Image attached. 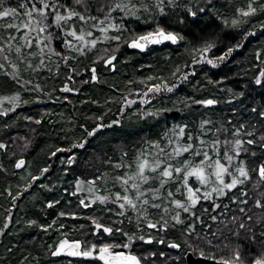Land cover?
<instances>
[{"label":"snow or ice","instance_id":"6c2138e0","mask_svg":"<svg viewBox=\"0 0 264 264\" xmlns=\"http://www.w3.org/2000/svg\"><path fill=\"white\" fill-rule=\"evenodd\" d=\"M178 8L183 9L184 15L176 13ZM208 13L219 20L221 32L233 30L240 39L228 45L220 55L213 52L220 40V35L215 33L199 46L186 49L193 66L207 63L217 67L236 49L244 47L243 41L255 35L245 25L255 27L252 18L264 16V0H243L234 6L230 15L218 9L214 0H205L203 5L181 4L179 0H16L15 6L9 4L8 0H0V57L4 61L0 62V69L10 68L11 71L5 74L10 75L24 91L37 93L35 100L41 99L40 94L52 99V92H45V84L34 83L30 78L31 74L38 77L45 70L51 73L52 57L62 59L71 69L67 81L73 83L76 82L75 75L79 73L69 61L78 60L79 57L89 59L90 65L86 66L85 71L89 72L90 80L80 83L97 82L99 75L96 65L102 62L104 67L115 71L117 53L122 45L145 52L152 45L165 42L178 44L186 39L181 33L164 26L161 18L175 14L176 22L186 24L188 17L195 23L202 18L201 14ZM137 22L151 23L153 27L138 30L130 26ZM259 27L264 29V21L259 23ZM90 53L93 55L90 56ZM255 60L259 64L252 84L264 94V49L256 51ZM55 68L59 75L60 65L57 63ZM188 68L189 64L185 62L174 66L168 77L150 74L129 80L128 83L140 85L132 91H135L141 103L147 105L158 96L172 93L190 75L195 74V67L191 71H184ZM25 72L29 73V78H25ZM60 91L71 93L80 89L64 83ZM132 91L128 96L132 95ZM229 92L231 99L228 103L239 99L243 104L245 91L229 89ZM128 96L121 97V115L125 109L137 104L136 99H129ZM64 99L68 97L64 96ZM188 100L191 103L184 100L177 102L183 103L186 108H191L192 104L209 107L220 103L215 98L189 97ZM5 102L9 107H5ZM92 102L99 103L96 100ZM29 103L30 100L25 99L19 90L0 96V115L7 117L22 104ZM172 110L161 104L155 108H138L137 114L158 117ZM232 111L235 113L237 109ZM250 111L252 118L200 119L195 125L174 123L162 136L142 139L132 151L121 150L116 160L109 157L107 163L113 169L112 173L104 172L93 179H76L71 195L88 193L84 198L78 197L80 207L89 209L99 205L93 211L114 212L117 217L126 218L129 224L133 223L134 218V228L126 230L123 226L114 227L116 223L123 225L122 219L108 225L102 223L99 216L88 215L86 218L94 228L90 234L84 235L91 238L70 239L67 233H61L64 238L58 240L54 249H50L51 254L78 257L82 264H149L150 258H155L151 264H157L160 257L167 258L163 264H264V103L251 107ZM106 114L93 117L98 123L92 127L81 125L84 130L81 142L73 143L68 148L58 147L51 155L72 153L73 148H84L89 138L95 137L101 129L121 123L116 119L110 124L105 123ZM25 119L36 124L43 121V117L26 116ZM30 143V140L27 141L23 147L27 148ZM0 149L7 151L8 144L0 141ZM66 162L68 165L74 164L75 154L70 155ZM25 164L26 160L21 155L15 161V168H24ZM48 171L49 168L44 167L40 175ZM29 177L32 182L40 179V176L31 173ZM97 180L103 181V187L97 184ZM27 187H31V183ZM224 199L243 205L238 208L242 215L231 217L236 227L228 229L229 235H224L219 228L203 235L197 232L196 222L204 225L202 213L210 210L214 213L221 208ZM202 201L210 202L209 206L205 207ZM58 203L59 200L49 201L48 207ZM198 205L200 215L197 214ZM223 207L228 209L229 204ZM78 215L72 211L59 212L61 217L75 218ZM209 219L218 221V215L211 214ZM28 223L35 225L37 221L30 220ZM55 224L54 220L51 224L39 226L47 231ZM178 226L182 239L168 240L169 231ZM7 227L8 223H5L0 228V235ZM59 227L63 228L64 225L60 224ZM79 227L83 228L84 225ZM115 233H120V239L104 240V234L111 237ZM153 244L164 245L174 250L175 254L151 250L145 255L135 250ZM24 259L27 260V257Z\"/></svg>","mask_w":264,"mask_h":264},{"label":"trees","instance_id":"16d2710c","mask_svg":"<svg viewBox=\"0 0 264 264\" xmlns=\"http://www.w3.org/2000/svg\"><path fill=\"white\" fill-rule=\"evenodd\" d=\"M179 2L203 5L205 0H179ZM242 2L243 0H214L216 7L225 15H230L234 6ZM8 3L15 6L16 0H8ZM176 13L184 15L182 8L176 9ZM201 16L202 18L197 19L195 23L192 22L191 17H188L189 22L186 24L176 22L175 14L161 18L160 22L164 26L181 33L186 39L178 44L167 42L152 45L145 52L122 45L117 53L115 71L104 67L102 62L96 65L99 75L97 82L80 83L82 80H90L89 72L85 71L86 66L90 65L89 59L79 57L78 60L69 61L72 66L77 67L79 73L75 75L76 82L73 83L67 81L71 69L62 59L52 57L50 67L53 71L51 73L45 70L38 77L35 74H31L30 77L34 83L38 81L45 84V92L51 91L52 99L40 94L41 99L35 100L37 93L24 91L15 84L10 75L5 74L6 71H11L10 68L0 69V96L11 95L19 90L25 99L30 100L29 104H22L7 117L0 115V141L8 144L7 151L0 149V228L7 223L8 215L13 213L10 224L4 229V234L0 235V264H82L81 258L56 257L51 254L50 249H54L58 240L64 238L61 233H67L70 239L91 238L90 235H84L85 233L90 234L94 228L91 221L86 218L88 215H97L102 223L108 225H113L114 221L122 219L123 225L116 223L114 227L123 226L126 230L134 228L135 220L133 218V223L129 224L126 218L117 217L114 212L93 211L99 205H94L89 209L80 207L78 197L84 198L88 193L71 195L76 179H93L104 172L112 173L113 169L107 163L109 157L116 160L121 150L132 151L142 139L162 136L174 123L183 122L195 125L200 119L219 121L227 117L234 119L253 117L250 108L264 103V94L258 86L252 84V78L257 71L256 66L259 64V61L255 60V53L264 49V29L259 27V23L264 21V16L258 15L252 18L255 27L245 25V28H250L255 35L244 40V47L236 49L225 62L217 67L207 63L191 65V56L186 49L199 46L215 33L220 35V40L213 52L220 55L228 45L236 43L240 38L233 30L221 32L220 22L215 15L208 13L201 14ZM130 26L138 30L153 27L151 23L140 22ZM58 42L59 38L56 43ZM0 62H4L2 57H0ZM185 62L189 64V68L184 71H191L192 67H195V74L190 75L188 80L181 83L172 93L158 96L152 99L150 104L144 106V109H149L160 107L163 104L173 108L171 112L163 113L158 117H142L137 114V109L141 110V107L135 104L125 109L121 115L119 111L122 103L121 97L128 96L129 91L140 87L139 84H129V80L150 74L168 77L174 66ZM57 63L60 65L59 75L56 74L55 65ZM24 75L25 78H29L28 72ZM64 83H69L73 88H79L80 91L63 94L60 89ZM53 89L55 91H52ZM229 89L235 92L245 91L243 104L239 99L228 103L231 99ZM249 89L252 90L249 91ZM64 96L68 99L65 100ZM133 97L140 100L135 95V91L128 96L129 99ZM189 97L194 99L215 98L220 103L209 107L192 104L191 108H186L183 103L177 102L184 100L191 103L188 100ZM93 100L99 103H93ZM5 107H9L7 102H5ZM109 108L111 111H108ZM232 109H237V112L234 113ZM104 113H107L104 118L105 123L110 124L113 119L120 120L121 123L111 128L101 129L95 137L89 138V143L84 148H73L72 153L58 152L56 156L51 155L58 147L68 148L73 143L81 142L84 132L81 125L94 126L98 121H95L93 117ZM26 116L37 119L43 117V121L36 124L34 121L26 120ZM29 140L31 143L24 148V144ZM12 153L16 155L13 156ZM72 154H75L76 162L68 165L66 161ZM21 155L27 161L30 173L40 176V179L36 180V183H31V187H27L30 183L28 178V182L21 189L16 190L17 172L14 167L15 161ZM62 160L64 163L59 165ZM44 167H48L49 171L41 176L40 170ZM45 182L50 186L45 188L50 191L39 189V185ZM97 184L103 187V181L97 180ZM31 198H33L32 201ZM53 200H59V203L49 208L48 202ZM202 203L208 207L210 202L202 201ZM224 204H229L228 209H224ZM110 207L116 208L115 205H110ZM239 207L243 205L230 203L224 199L221 208L216 209L214 213L211 210L202 213L204 225L197 221V232L203 235L205 232H215L219 228L223 230L224 235H229L228 229L236 227L231 217L242 215L238 211ZM60 211L77 212L79 215L75 218L61 217L59 216ZM197 214H201L199 205ZM211 214H217L218 221L209 219ZM18 218L21 222L15 225ZM30 220H36L37 224H29ZM54 220L56 224L47 231L39 226L40 224H51ZM60 224L64 227L60 228ZM80 225L84 227L81 228ZM166 238L168 240L182 239L179 226L169 231ZM220 238L223 239V237ZM118 239H120V233H115L111 237L104 234L106 241ZM9 249L11 251H8ZM135 250L145 255L151 250H163L169 254H175L174 250L159 244L143 245ZM25 257L27 260L24 259ZM152 259L155 258H150L149 264ZM166 259V257H160L157 264H163Z\"/></svg>","mask_w":264,"mask_h":264},{"label":"rangeland","instance_id":"374dc122","mask_svg":"<svg viewBox=\"0 0 264 264\" xmlns=\"http://www.w3.org/2000/svg\"><path fill=\"white\" fill-rule=\"evenodd\" d=\"M70 87H72L71 85H69ZM62 92V91H61ZM75 91H73V92H71V93H74ZM71 93H65V94H71ZM63 94H64V92H63ZM137 98V97H136ZM133 99H134V97H133ZM139 106L141 107V110H143L144 109V106H145V104H139ZM64 161V160H63ZM59 165H62L61 164V162H59ZM14 169H15V171L17 172V174H16V176H17V181L15 182L16 183V190H19V189H21L27 182H28V180L30 179V177H29V173H30V171L28 170V165H27V161H26V164H25V167L24 168H21V169H17V168H15L14 167ZM29 178V179H28ZM30 183H33L31 180L29 181ZM36 183V182H35ZM50 185H52V183L50 184ZM35 186V185H34ZM40 186V188L39 189H43L44 191H50V189H48L47 190V188H45V186L46 187H50L49 186V184H47V182H45L43 185H39ZM34 198V197H33ZM33 198H31V201L33 200ZM10 222H11V220H10ZM21 222V220L18 218L17 219V221H16V223H15V225H17V224H19ZM68 257V258H78V257H69V256H64L63 254H61L60 256H56V257Z\"/></svg>","mask_w":264,"mask_h":264},{"label":"water","instance_id":"95a60500","mask_svg":"<svg viewBox=\"0 0 264 264\" xmlns=\"http://www.w3.org/2000/svg\"><path fill=\"white\" fill-rule=\"evenodd\" d=\"M165 43H167V42H165ZM139 51V50H138ZM137 103H141V101L140 100H137ZM12 212L8 215V217H11L12 216ZM8 217H7V223H8V225L10 224V220H8ZM64 256H67L66 254H63ZM70 257V256H69ZM193 259H196L195 257H193Z\"/></svg>","mask_w":264,"mask_h":264},{"label":"flooded vegetation","instance_id":"af4514ba","mask_svg":"<svg viewBox=\"0 0 264 264\" xmlns=\"http://www.w3.org/2000/svg\"><path fill=\"white\" fill-rule=\"evenodd\" d=\"M137 104H140V103H137Z\"/></svg>","mask_w":264,"mask_h":264}]
</instances>
